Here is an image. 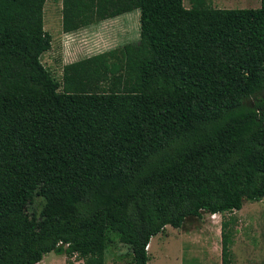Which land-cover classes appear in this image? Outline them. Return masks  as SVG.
Here are the masks:
<instances>
[{
    "label": "trees",
    "instance_id": "obj_1",
    "mask_svg": "<svg viewBox=\"0 0 264 264\" xmlns=\"http://www.w3.org/2000/svg\"><path fill=\"white\" fill-rule=\"evenodd\" d=\"M47 2L0 0V264H106L115 242L149 264L166 227L264 200V0H96L94 15L64 0L65 32L138 10L140 40L61 80L42 61ZM221 236L235 264L229 221Z\"/></svg>",
    "mask_w": 264,
    "mask_h": 264
},
{
    "label": "rangeland",
    "instance_id": "obj_2",
    "mask_svg": "<svg viewBox=\"0 0 264 264\" xmlns=\"http://www.w3.org/2000/svg\"><path fill=\"white\" fill-rule=\"evenodd\" d=\"M64 0H48L45 7V29L53 37L52 49L43 56L44 65L61 80L63 67L88 57L137 43L139 36L126 39L116 28L117 17L100 23H89L74 32H65L62 25ZM79 0L82 14H95L96 0ZM191 0L185 7L191 8ZM222 10L257 9L261 0H208ZM136 12V11H135ZM133 12V13H135ZM119 17V16H118ZM45 205L44 197L34 194L30 213L40 214ZM231 219L234 220L231 221ZM229 221L233 234L231 246L235 264H264V200L245 201L242 210L225 215L203 214L202 218H189L181 229L166 227L152 238L149 264H221L222 222ZM68 257L49 253L39 264H66ZM106 264H133L127 246L115 242L106 251Z\"/></svg>",
    "mask_w": 264,
    "mask_h": 264
},
{
    "label": "crops",
    "instance_id": "obj_3",
    "mask_svg": "<svg viewBox=\"0 0 264 264\" xmlns=\"http://www.w3.org/2000/svg\"><path fill=\"white\" fill-rule=\"evenodd\" d=\"M63 18L64 17H62V23H63ZM116 19H117V23H115L116 28L119 29L118 31H120L122 36H124L126 39L131 38L133 36L140 37V12L138 10H136L135 13L131 12V13L123 14L117 17Z\"/></svg>",
    "mask_w": 264,
    "mask_h": 264
},
{
    "label": "bare ground",
    "instance_id": "obj_4",
    "mask_svg": "<svg viewBox=\"0 0 264 264\" xmlns=\"http://www.w3.org/2000/svg\"><path fill=\"white\" fill-rule=\"evenodd\" d=\"M151 248H152V245L150 244V246H149V251L151 250Z\"/></svg>",
    "mask_w": 264,
    "mask_h": 264
},
{
    "label": "built area",
    "instance_id": "obj_5",
    "mask_svg": "<svg viewBox=\"0 0 264 264\" xmlns=\"http://www.w3.org/2000/svg\"><path fill=\"white\" fill-rule=\"evenodd\" d=\"M217 215V214H216Z\"/></svg>",
    "mask_w": 264,
    "mask_h": 264
}]
</instances>
